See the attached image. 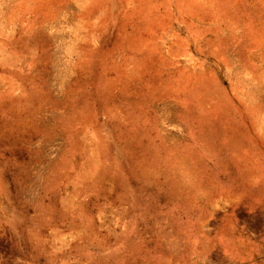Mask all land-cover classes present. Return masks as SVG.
I'll list each match as a JSON object with an SVG mask.
<instances>
[{
  "label": "rangeland",
  "instance_id": "rangeland-1",
  "mask_svg": "<svg viewBox=\"0 0 264 264\" xmlns=\"http://www.w3.org/2000/svg\"><path fill=\"white\" fill-rule=\"evenodd\" d=\"M0 264H264V0H0Z\"/></svg>",
  "mask_w": 264,
  "mask_h": 264
}]
</instances>
